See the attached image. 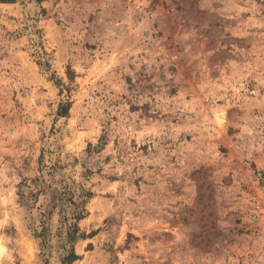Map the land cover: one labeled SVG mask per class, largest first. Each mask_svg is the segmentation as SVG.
Returning <instances> with one entry per match:
<instances>
[{"label": "rangeland", "instance_id": "374dc122", "mask_svg": "<svg viewBox=\"0 0 264 264\" xmlns=\"http://www.w3.org/2000/svg\"><path fill=\"white\" fill-rule=\"evenodd\" d=\"M78 212L73 264H264V0H0V264Z\"/></svg>", "mask_w": 264, "mask_h": 264}, {"label": "trees", "instance_id": "16d2710c", "mask_svg": "<svg viewBox=\"0 0 264 264\" xmlns=\"http://www.w3.org/2000/svg\"><path fill=\"white\" fill-rule=\"evenodd\" d=\"M38 2H41L42 0H37ZM69 112V106H62L60 113L63 116H66ZM85 199L91 198L92 194L90 192H85L84 195ZM85 202V201H84ZM83 219V213L78 212L77 214H74V222L70 223L69 226L66 228V231L64 234L62 231H60V237L64 238L66 240V244L62 247L65 254L62 256V263L63 264H73L75 261L79 259L77 254L75 253L74 246L77 242L80 240L86 238L85 235L80 234V230L78 227V221ZM68 222V219L66 218L65 222ZM37 238L42 240V245L44 249L47 248V239H48V233L45 228L41 232H35Z\"/></svg>", "mask_w": 264, "mask_h": 264}, {"label": "bare ground", "instance_id": "6f19581e", "mask_svg": "<svg viewBox=\"0 0 264 264\" xmlns=\"http://www.w3.org/2000/svg\"><path fill=\"white\" fill-rule=\"evenodd\" d=\"M217 121L221 128L226 126V116L224 112H219L217 114Z\"/></svg>", "mask_w": 264, "mask_h": 264}]
</instances>
